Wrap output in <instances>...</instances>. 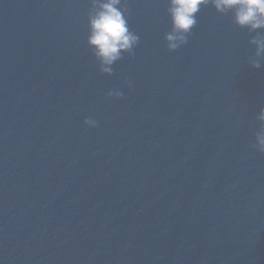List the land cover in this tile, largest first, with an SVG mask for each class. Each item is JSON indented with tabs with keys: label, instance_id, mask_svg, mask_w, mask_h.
Masks as SVG:
<instances>
[{
	"label": "water",
	"instance_id": "obj_1",
	"mask_svg": "<svg viewBox=\"0 0 264 264\" xmlns=\"http://www.w3.org/2000/svg\"><path fill=\"white\" fill-rule=\"evenodd\" d=\"M127 4L108 75L89 0H0V264H264L254 33L209 5L169 51L167 0Z\"/></svg>",
	"mask_w": 264,
	"mask_h": 264
},
{
	"label": "clouds",
	"instance_id": "obj_2",
	"mask_svg": "<svg viewBox=\"0 0 264 264\" xmlns=\"http://www.w3.org/2000/svg\"><path fill=\"white\" fill-rule=\"evenodd\" d=\"M89 2L87 45L98 62L100 72L112 75L113 65L123 59L125 53L128 56L135 55L140 36L129 27L127 0ZM209 5L218 13L231 14L235 25L254 33L249 39L254 52L248 57V63L260 68L264 64V0H167L170 28L163 37L167 49L176 51L188 43L197 24L196 14ZM124 82L129 88L133 86V82L127 77ZM106 95L123 98L124 93L119 88H114ZM255 119L259 127L254 133L251 147L264 153V106L260 107ZM84 123L90 127H98V121L92 117H86Z\"/></svg>",
	"mask_w": 264,
	"mask_h": 264
}]
</instances>
